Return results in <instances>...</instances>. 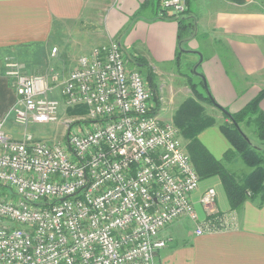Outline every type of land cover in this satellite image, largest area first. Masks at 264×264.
Listing matches in <instances>:
<instances>
[{
    "label": "built area",
    "instance_id": "1",
    "mask_svg": "<svg viewBox=\"0 0 264 264\" xmlns=\"http://www.w3.org/2000/svg\"><path fill=\"white\" fill-rule=\"evenodd\" d=\"M162 7L160 15H181L188 2ZM124 55L117 41L96 45L64 79L8 64L14 122L24 131L13 139L0 118V264H156L171 223L188 219L196 235L231 223L217 213L214 187L200 198L209 218H199L192 193L201 178L180 130L162 120L151 86ZM63 103L84 106L92 127L35 139L28 127L57 122Z\"/></svg>",
    "mask_w": 264,
    "mask_h": 264
},
{
    "label": "crops",
    "instance_id": "2",
    "mask_svg": "<svg viewBox=\"0 0 264 264\" xmlns=\"http://www.w3.org/2000/svg\"><path fill=\"white\" fill-rule=\"evenodd\" d=\"M192 1L200 3L197 11L191 10ZM90 3L91 0H0V118H6L5 129L13 139H21L23 129L14 122L12 108L18 94L14 76L6 74L8 64L17 63L27 75L53 70L60 73L61 79L66 78L78 59L75 61L74 57L68 62V53L61 46L62 38L82 29L93 8ZM106 3L103 29L108 42L117 40L123 51L133 49L149 63L156 61L164 67L179 60V24L159 18L162 0H107ZM184 15L194 23L191 39L201 29L205 33L202 45L209 48V53L203 58L208 59L203 72L209 83L210 79L217 83L211 88L213 93L222 90L238 99L236 81L245 87V76L261 83L258 92L264 89V0H244V3L189 0ZM127 26V33L123 34ZM163 37H168L169 42L162 41ZM55 47L59 53L54 55ZM191 53H194L193 61H199V55ZM263 102L264 98L260 104L264 110ZM212 185L217 187V213L227 215L231 223L203 235L195 234L194 223L188 219L171 223L162 232L167 243L157 251L156 264H264V198L248 199L238 208H232L219 178L202 186V191ZM203 214L201 220L209 218L204 209Z\"/></svg>",
    "mask_w": 264,
    "mask_h": 264
},
{
    "label": "rangeland",
    "instance_id": "3",
    "mask_svg": "<svg viewBox=\"0 0 264 264\" xmlns=\"http://www.w3.org/2000/svg\"><path fill=\"white\" fill-rule=\"evenodd\" d=\"M106 1L107 0H91L90 5H93V8H95V10L94 12L92 11L93 8L89 10L90 17L89 19L84 20V25L82 29L75 31L73 34H66L63 36V42L61 46L64 47L65 53H68V62H70V60L72 61L71 58L74 57L76 58L75 61H77V59H79L81 55L88 53L94 46L108 42L106 33L103 29L104 7L105 4H107ZM192 2L193 4L191 10L197 11V7L200 6V3L197 4L194 1ZM211 7H213V5H211ZM204 10L205 9L201 7V12H204ZM134 18L135 17L133 16L132 20H134ZM166 19L171 21H177L176 19ZM132 20H130V22H132ZM127 28L128 26L124 29L123 34L127 33ZM189 28L191 29H188L187 33L184 35V39L181 42V50L184 51L180 55V59L178 61H175V63H173L171 66L164 67L162 66L164 65L163 63H159L156 61H151V63H149L143 57L137 60V57L139 56L136 54L135 51H133V49H125L124 56L127 61V66L130 69L138 70L144 76L145 80H147L148 84L151 86L153 91V103L156 106L157 111H160V116L164 122L173 123L176 127H178L177 123L174 120V116L176 112L180 109L181 105L188 98L197 101L198 104L202 107L203 112L215 120L213 125L206 126L199 133V139L209 148L210 151L217 155L216 158L220 159L228 170L235 173L238 177H242L243 175L248 173L251 168L242 161L238 153H231V145L220 130V125L225 124L228 119L224 116L223 112L219 108L209 103L208 99L205 96V88L201 83L200 75H204L207 79V76L203 71H206L205 64L208 59L203 60L199 67H197V69L195 70L194 67L196 66L198 61H195V63L193 61L194 53L189 52L190 48L192 47L199 48L198 51L203 55V58L204 56L208 57L209 48L202 45V42L206 38L205 33L201 29L200 32H198L196 38L194 37L195 39L193 40L191 38L194 32V28ZM162 41L168 43L169 38L163 37ZM117 42L119 43V41ZM57 53H59V50H56L54 52V55ZM195 60H197V58ZM60 72L64 75L63 71ZM150 74H152L153 77L151 78V80ZM60 76L62 77V75ZM151 81L155 87L152 86ZM236 82L237 87L240 91V95L238 99L234 100V98L231 97V94L224 93L222 90L217 92L214 91L216 93H213L211 88H213L214 85H216L217 83H213L210 79V83L212 85L211 86L207 79V83L212 96L214 97L215 95L217 100L215 99V97L214 99L216 100V102L225 109H227L229 112H235L236 110L242 108L244 104H246L250 99H252L254 95L257 94L258 90L261 89V83L259 81L249 79L246 76L245 87H243L241 82ZM192 84L195 85L197 90L203 94L200 99L193 92ZM54 96L60 97V93L58 90H55ZM262 108H264V102L262 104ZM88 121H90V119L88 118L87 110L84 106H67L65 103H63L61 111L59 113V120L57 122L32 124L28 127V131L31 132L34 138L37 140H47L54 142L64 140L68 135L69 128L71 127L75 130L76 128L90 129L92 127V123ZM67 124L69 125V127L67 126ZM242 128L252 139L253 142L264 147L263 140H261L257 136L254 125H247L246 123H242ZM181 136L185 146H187V140L185 136L182 135V133ZM224 148L226 149L223 151V154L219 155ZM228 150H230L228 153V156H230V158H225V152ZM218 178L220 179L219 176H211L200 179L198 190L192 193V201L200 219L204 218L205 215H202L203 209L204 212H206L204 206L200 202V198L204 191L209 188L207 187L204 191H202L201 187L208 185L209 181H217ZM210 187H214L217 192L216 186L212 185ZM221 187L225 190L222 182ZM2 191L0 190V193H5L6 189H2ZM191 227H193V224L190 225L188 229L190 230Z\"/></svg>",
    "mask_w": 264,
    "mask_h": 264
},
{
    "label": "trees",
    "instance_id": "4",
    "mask_svg": "<svg viewBox=\"0 0 264 264\" xmlns=\"http://www.w3.org/2000/svg\"><path fill=\"white\" fill-rule=\"evenodd\" d=\"M187 1L189 4V0ZM234 1L237 3H244V0ZM160 18H171L178 21V41L180 46L177 51V57L180 59V55L183 53L181 50V42L188 29H191L189 27L194 28V23L188 22L184 13L177 15L175 13L163 11ZM139 59H141V57H137V60ZM151 78H153L152 74H150V80ZM201 83L205 88V96L209 103L217 107L216 104L212 102L208 92H206L207 90L202 77ZM152 86L155 87L153 84ZM192 90L199 99L203 95L197 90L195 85H193ZM263 98L264 89L260 90L243 108L230 113L247 136L248 134L242 128V123L254 125L257 136L264 141V110L261 109L260 106ZM223 114L228 120L225 124L220 125V130L231 145V153H238L242 161L251 168V170L242 177H238L235 173L228 170L224 163L216 158L209 148L199 139V133L206 126L213 125L215 120L203 112L202 107L197 101L188 98L176 112L174 120L178 128H180L182 135H184L187 140V150L191 155V159L200 178L219 176L231 207L238 208L248 199L258 197L264 198V147L253 142L249 136V140H247L236 127L232 119L225 112H223ZM229 151L230 150L225 152L226 156H228ZM226 156L225 158H230V156Z\"/></svg>",
    "mask_w": 264,
    "mask_h": 264
},
{
    "label": "water",
    "instance_id": "5",
    "mask_svg": "<svg viewBox=\"0 0 264 264\" xmlns=\"http://www.w3.org/2000/svg\"><path fill=\"white\" fill-rule=\"evenodd\" d=\"M183 51H184V50H183ZM189 52H196V53L199 55V61H198V63L196 64V66L194 67V69L196 70L197 67H199V65H200V64L202 63V61H203V55H202L199 51H197V50H190ZM200 76L202 77V79H203V81H204V84H205L206 90H207V92H208V95L211 97L212 102H213L214 104H216V106L219 107V109H221L223 112H225V113H226V114L232 119V121L235 123L236 127L239 129V131L242 133V135H243L247 140H249V137H248V136L242 131L240 125L238 124L237 121H235L233 115H232L227 109H225L224 107H222L221 105H219L217 102H215V100H214V98H213V96H212V94H211V92H210V89H209V86H208V83H207V79H206V77H205L204 75H200Z\"/></svg>",
    "mask_w": 264,
    "mask_h": 264
}]
</instances>
